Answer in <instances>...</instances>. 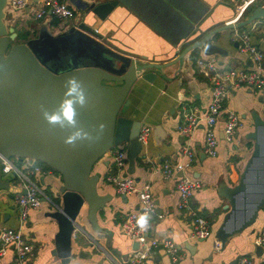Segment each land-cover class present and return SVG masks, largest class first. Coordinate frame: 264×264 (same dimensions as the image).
Returning <instances> with one entry per match:
<instances>
[{"label":"crops","instance_id":"crops-1","mask_svg":"<svg viewBox=\"0 0 264 264\" xmlns=\"http://www.w3.org/2000/svg\"><path fill=\"white\" fill-rule=\"evenodd\" d=\"M64 1L76 9L77 15L63 29L51 14L47 18L34 19L33 12L39 8L40 0H33L24 11L18 12L8 5L7 23L14 26L18 33L33 28L34 34L31 33L29 38L35 41L60 38L53 44L54 52L58 60L60 58L59 62H62V54L67 57V66L74 58L85 60L87 45L90 46L73 30L83 23L92 25L95 18L92 14L85 15L71 0ZM247 1L119 0L108 17L96 24L97 35L102 38H99L101 43L125 56L137 59L146 57L151 63H168L176 60L185 49V43L201 31L233 23L240 6ZM259 1L264 6V1ZM249 16L247 12L243 20ZM252 25L229 29L219 36L216 43L227 51V55H216L220 66L241 68L250 65L249 55L240 49L239 34L244 31L251 34L252 42L264 52V27L259 25L254 29ZM205 56L202 49L190 51L184 60L165 70L166 79L160 78L154 84L145 82L137 85L129 94L131 102L126 107V115L141 120L145 125H161L162 128L155 134L156 137L153 138L151 134L142 156L136 161L134 173L129 171L127 163L123 174L132 175L139 187L149 184L155 197L156 210L151 215V227L147 231L148 243L171 239L178 244L180 255V259L174 262L163 245L159 244L150 259L142 264H243V258L249 259L252 264H264V252L258 257L254 243L256 235L264 229V208L251 228L233 237L225 248L216 251L213 238H191L194 230L192 218L178 207V177L165 178L162 172L165 163L186 161L184 148H193L195 156L185 173L196 179L200 187L193 194L192 205L212 219L211 222L208 218L216 233L228 211L225 208L228 200L219 194V186L221 183L230 186L238 183L242 166L252 151L253 142L247 138L254 130L252 111L258 110L264 118V100L261 101L262 96L246 86L232 89L225 104L240 115L242 124L235 140L227 142L224 139L222 115L217 124L220 138L218 155H208L205 152L203 121L191 138L182 133L184 111L195 110L203 116L211 99L212 85L200 72L196 62ZM126 148L128 150L127 145ZM116 171L112 151L97 162L93 173L101 176L99 192L111 194L113 199L98 215L101 231H95L87 219L88 206L85 204V212L78 222L85 226L87 235L82 237L81 243L73 240L74 254L67 264H130V257L140 247V243L127 236L122 228L127 215L138 208L139 196L137 193L124 195L117 192L109 180ZM36 178L48 197L54 199L60 186V174L52 170ZM20 190L19 184L12 180L9 190L0 191V231L5 227L21 229L26 240L35 246L36 253L27 263H20L14 248L10 247L5 255H0V264H64L55 254L59 225L50 216L55 209L53 204L44 199L41 207L31 210L27 221L22 223L15 201V195Z\"/></svg>","mask_w":264,"mask_h":264},{"label":"water","instance_id":"water-1","mask_svg":"<svg viewBox=\"0 0 264 264\" xmlns=\"http://www.w3.org/2000/svg\"><path fill=\"white\" fill-rule=\"evenodd\" d=\"M71 1L85 15L92 14L95 18L92 25L83 23L73 30L90 46L87 45L85 60L74 58L65 67H55L51 61L65 64L67 58L62 54L59 62L54 52L53 44L60 38L16 42L19 33L7 23L9 0H0V191L10 189V182L2 177L4 158L17 157L21 162L30 157L60 174V186L52 199L55 209L50 216L59 225L55 254L64 264L74 254L73 240L81 243L87 235L85 226L78 222L85 212V204L87 219L95 231H101L98 215L113 199L111 194L99 192L101 176L93 173L97 162L114 147L127 145L129 171L134 173L136 161L143 154L139 135L145 123L125 113L132 89L145 82L154 84L160 78L166 79L165 70L184 60L190 51L202 49L206 55H227L216 43L219 36L264 17L262 2L255 3L247 9L248 19L201 31L185 43L176 60L158 64L146 57L125 56L100 42L96 24L108 17L119 0ZM71 76L82 82L88 97L87 106L77 107L78 126L95 136L98 126L104 125L103 132L92 143L65 144L66 136L73 129L53 127L42 115L43 110L54 111L64 99L65 82ZM252 118L254 130L247 138L253 146L242 166L240 179L234 186L225 183L219 186V194L228 200L225 206L228 211L215 233L223 248L233 237L251 228L264 207V118L258 110L252 111ZM150 127L153 138L162 128L161 125ZM1 220L0 211V223ZM263 252L264 246L256 245V255L260 257Z\"/></svg>","mask_w":264,"mask_h":264},{"label":"built area","instance_id":"built-area-1","mask_svg":"<svg viewBox=\"0 0 264 264\" xmlns=\"http://www.w3.org/2000/svg\"><path fill=\"white\" fill-rule=\"evenodd\" d=\"M33 0H9L8 5L14 12L24 11ZM264 1V0H263ZM260 2L259 0H249L240 6L238 16L233 23L243 20L247 14L249 6ZM39 8L35 9L34 19L47 18L50 14L59 21L60 29L66 25L76 15V9L64 0H40ZM263 5V3H262ZM264 27V17L253 22V28L257 26ZM98 31V30H97ZM240 49L249 55L250 65L241 68L222 67L218 64L216 55H207L196 60L200 72L207 77L212 85L211 99L206 113L202 116L195 110H185L183 113L182 133L191 138L195 130L202 121L205 123V152L210 156L218 155L219 134L217 124L224 115L223 133L227 142H233L236 134L242 124L240 115L230 108L226 107V100L232 93V89L246 86L259 95L264 97V52L261 48L252 42V36L249 32L239 34ZM151 137V127L143 125L139 135L140 141L144 147ZM113 160L116 166V173L109 177L119 194L129 195L137 193L139 196V206L130 212L122 224L124 233L131 239L140 243V247L135 250L130 257V264H142L148 261L154 254L155 248L162 244L171 255L173 261L180 259L179 246L171 239L153 241L148 243V232H140L135 227L136 218L145 210L150 211L151 215L156 210L155 197L149 184L139 187L136 179L132 175H124L127 168L128 150L126 145L114 147L112 150ZM186 161L177 163H165L163 174L165 178L178 177L177 190L179 192L178 207L188 214L193 221L194 230L191 238L202 240L213 238V247L216 251L222 249V242L215 236L214 230L208 218L200 210L192 205V197L200 183L189 176L185 171L191 166L195 156L193 148L186 146L183 151ZM52 168L45 163L30 157L19 161L17 157L13 159L4 158L2 167L3 179L13 181L19 184L21 189L15 195V201L19 210L20 220L25 223L29 217L30 211L41 207L44 199L53 201L46 194L44 188L36 178L39 175L52 172ZM184 173L180 175L179 173ZM255 245L264 246V229L260 231L254 241ZM10 247L14 248L16 259L20 263H27L29 259L35 256V246L30 243L23 235L21 229L5 227L0 231V255H5ZM243 264H252L247 259H242Z\"/></svg>","mask_w":264,"mask_h":264},{"label":"clouds","instance_id":"clouds-1","mask_svg":"<svg viewBox=\"0 0 264 264\" xmlns=\"http://www.w3.org/2000/svg\"><path fill=\"white\" fill-rule=\"evenodd\" d=\"M66 91L64 92V99L61 100L58 107L54 111L43 110V118L47 123L53 127L61 129H73L71 134L65 138V144L75 146L77 142L87 141L94 142L99 133L104 130V125L98 126L97 134L93 136L90 132L85 131L78 126L77 121V107L84 108L88 104V97L86 96L85 89L82 82L75 76H71L65 82ZM151 213L145 210L140 214L135 221V227L140 232H146L151 227Z\"/></svg>","mask_w":264,"mask_h":264},{"label":"trees","instance_id":"trees-1","mask_svg":"<svg viewBox=\"0 0 264 264\" xmlns=\"http://www.w3.org/2000/svg\"><path fill=\"white\" fill-rule=\"evenodd\" d=\"M30 31H22V32H20L19 33V36H18V39H17V41L16 42H22V41H26V40H28V39H30L29 38V36H30ZM252 146H253V144H252ZM264 208V207H263ZM262 208V209H263ZM209 218V217H208ZM210 219V218H209ZM212 219H210V221H211ZM212 222V221H211Z\"/></svg>","mask_w":264,"mask_h":264},{"label":"rangeland","instance_id":"rangeland-1","mask_svg":"<svg viewBox=\"0 0 264 264\" xmlns=\"http://www.w3.org/2000/svg\"><path fill=\"white\" fill-rule=\"evenodd\" d=\"M19 28V27H18ZM17 30V29H16ZM29 31H31L30 33H32V31H33V28H29ZM32 34H34V33H32ZM51 63L56 67H65V65L66 64H56L55 62L53 63L52 61H51ZM251 150H252V148H251ZM13 159H15V157H13ZM41 162V161H40Z\"/></svg>","mask_w":264,"mask_h":264},{"label":"flooded vegetation","instance_id":"flooded-vegetation-1","mask_svg":"<svg viewBox=\"0 0 264 264\" xmlns=\"http://www.w3.org/2000/svg\"><path fill=\"white\" fill-rule=\"evenodd\" d=\"M42 44V43H41ZM41 47V46H40Z\"/></svg>","mask_w":264,"mask_h":264}]
</instances>
